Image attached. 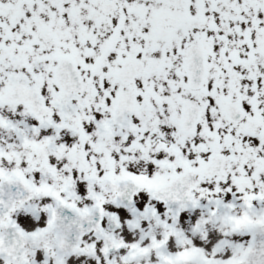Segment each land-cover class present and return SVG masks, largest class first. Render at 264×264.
Here are the masks:
<instances>
[{
	"label": "snow or ice",
	"instance_id": "snow-or-ice-1",
	"mask_svg": "<svg viewBox=\"0 0 264 264\" xmlns=\"http://www.w3.org/2000/svg\"><path fill=\"white\" fill-rule=\"evenodd\" d=\"M0 264H264V0H0Z\"/></svg>",
	"mask_w": 264,
	"mask_h": 264
}]
</instances>
